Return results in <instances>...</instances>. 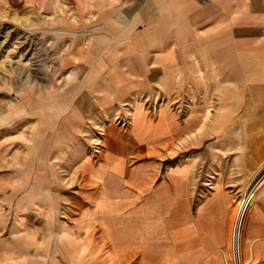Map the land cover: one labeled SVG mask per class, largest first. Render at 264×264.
<instances>
[{"label": "rangeland", "instance_id": "rangeland-1", "mask_svg": "<svg viewBox=\"0 0 264 264\" xmlns=\"http://www.w3.org/2000/svg\"><path fill=\"white\" fill-rule=\"evenodd\" d=\"M6 1L0 4V264H186L172 260V240H159L163 215L148 211L152 182L165 199L180 166L196 167L200 192L213 187L205 180L209 170L229 169L234 224L241 205L248 208L233 229L228 264H264L245 250L243 238L264 187V172L255 182L264 150L240 172L217 165L221 150L207 148L212 105L191 117L158 83L125 93L109 83L107 54L95 49L98 42L100 49L124 48L150 23L133 28L131 13H151L158 28L167 12L127 0ZM171 115L178 130L190 131L163 134ZM135 128L148 134L144 143L132 142ZM195 159L199 164H190ZM151 228L157 240H144ZM187 241L181 258L190 255Z\"/></svg>", "mask_w": 264, "mask_h": 264}, {"label": "crops", "instance_id": "crops-1", "mask_svg": "<svg viewBox=\"0 0 264 264\" xmlns=\"http://www.w3.org/2000/svg\"><path fill=\"white\" fill-rule=\"evenodd\" d=\"M22 1L28 4L31 1L33 5L39 2ZM127 2L145 5L144 10H147L146 6L158 5L161 12H167L170 20L160 17L159 27L153 28L151 22L157 18L152 17L151 13L137 10L131 13L132 27L150 23L135 33L124 48L111 49L104 45L99 46L101 50L98 48L99 42L96 43L95 49L107 54L106 66L110 69L107 77L111 79L109 83L118 85L120 90L129 94L139 90L141 84L158 83L165 92V98H175L180 112L191 117L205 115L212 105L216 112L215 119L207 131L213 139L207 142V148L221 150L217 154L219 160L214 162L217 165L233 164L239 166L240 172L241 166L247 164L248 157L262 156L264 0ZM5 3L6 0H0V4ZM173 13L176 14L175 19L172 18ZM198 89L205 102L201 108L194 102ZM161 110L165 115H170L171 110L167 105ZM165 127L163 134L166 135L168 132L181 134L190 131L192 126L187 125L178 130L174 116L171 115ZM138 129L135 128L130 135L134 144L144 143L148 135L145 130L142 135L140 132L137 134ZM125 137L129 140L128 136ZM153 150L155 152L156 146ZM209 160L208 166L213 163ZM192 163L199 164L196 159ZM180 167L171 175L170 180H175V186L171 191L167 190L165 199L153 187L156 182H152L148 211L150 217L152 214L163 215L159 240L173 241L175 256L172 260L176 263L186 259V264H228L232 253V238L236 233L232 237L233 229H238L248 204L241 205L234 224L237 204L231 184L233 175L229 169L215 173L209 170L210 177L206 176L205 180L213 187L200 192L195 190L198 184L195 183L198 177L196 167ZM263 169L255 182L262 176ZM211 174H216L214 179H211ZM164 201L165 204L162 203ZM146 234L149 235L144 240H157L153 238L152 228L141 235ZM243 238L245 250H250L257 261L264 262V187L257 194ZM187 240H190L191 252L181 258L179 247L187 244ZM236 256L241 261V253Z\"/></svg>", "mask_w": 264, "mask_h": 264}]
</instances>
